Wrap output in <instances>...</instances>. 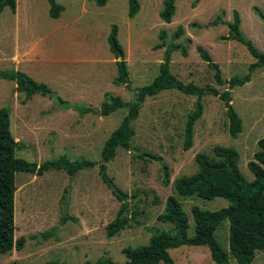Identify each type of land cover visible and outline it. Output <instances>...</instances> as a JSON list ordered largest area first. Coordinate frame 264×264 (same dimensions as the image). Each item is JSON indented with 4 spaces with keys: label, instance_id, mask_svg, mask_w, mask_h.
<instances>
[{
    "label": "rangeland",
    "instance_id": "rangeland-1",
    "mask_svg": "<svg viewBox=\"0 0 264 264\" xmlns=\"http://www.w3.org/2000/svg\"><path fill=\"white\" fill-rule=\"evenodd\" d=\"M138 1L140 10L134 18L129 17V0H109L105 6L91 0H59L64 6L60 18L50 16L48 0H17L16 12L10 7L3 10L0 70L23 71L48 84L71 105L64 108L40 94L28 99L14 81L0 80V107L11 109L12 133L20 143L16 156L38 165L64 155L71 160L100 162L106 140L128 112L120 108L102 116L105 93L125 102L134 101L139 89L151 84L160 72L166 47L155 49V45L161 42V31H167L170 43L180 26L184 34L174 42L187 49V56L181 49L174 51L171 72L185 84L214 87L220 93L230 90L243 131L232 137L223 100L205 94L201 99L204 113L194 126L193 146L185 150L186 124L197 96L178 89L148 96L132 123L135 135L131 149L119 146L115 158L107 163L109 176L129 194L131 210L137 212L132 225L113 237L107 235V225L117 216L121 202L102 180L98 165L74 177L56 169L44 175L18 172L15 234L27 241L21 251L0 254V264H51L53 260L83 264L101 258L126 262V247L147 244L157 230L172 228L161 222L159 215L166 209L167 198L178 196L174 181L197 172L196 154L204 152L213 157L217 145L236 148L241 172L248 181L255 179L248 163L254 160L260 150L258 141L264 137V67L253 73L251 82L231 89L229 84L216 82L214 70L198 47L220 64L225 80L246 74L255 58L242 43L227 38L229 23L238 11L242 33L264 52V20L254 10L264 14V0H176L171 23L160 16L165 0ZM114 25L128 64L131 89L114 83L118 75V55L110 42ZM77 106L92 108L93 112L82 114ZM164 165L170 170L168 186L163 183ZM179 198L190 216V235L195 233L194 205L207 210L229 205L222 197ZM64 215L76 221L64 223ZM229 226L227 220L217 230L228 251ZM44 233L50 234L45 237ZM170 253L175 264H215L206 245H183ZM230 264H237L232 257ZM252 264H264V250L257 251Z\"/></svg>",
    "mask_w": 264,
    "mask_h": 264
},
{
    "label": "trees",
    "instance_id": "trees-1",
    "mask_svg": "<svg viewBox=\"0 0 264 264\" xmlns=\"http://www.w3.org/2000/svg\"><path fill=\"white\" fill-rule=\"evenodd\" d=\"M50 4L49 14L52 18H59L64 11V6L59 0H48ZM99 6H105L109 0H91ZM176 0H165L164 8L160 12L161 18L171 23L176 12ZM6 7H10L14 12L17 9V0H0V14ZM140 10L138 0H129V17L134 18ZM264 20L258 8L254 9ZM230 34L227 38L242 43L255 58L244 75H236L225 80L222 75L220 64L213 61L212 56L202 46L198 47L203 60L214 70V76L220 85L229 84L235 88L244 86L251 82L253 73L264 67V52H261L252 41L248 40L241 31V16L238 11L234 12V21L229 23ZM118 27L112 28L110 42L112 50L117 39ZM184 34V28L180 26L173 36L178 39ZM161 42L155 45V49L166 47L164 59L160 64V72L147 86L139 89L134 101L125 102L119 96L105 93L106 100L102 103L100 114L109 116L120 108H127L128 112L124 116L120 126L115 129L106 140L100 162L87 158L71 160L67 156L46 161L41 165L36 162H29L16 156L20 143L15 140L11 129V109L0 107V254H7L11 251H21L27 239L24 236L16 237L15 224V193L16 174L27 172L30 174L44 175L50 169L64 170L70 176H76L85 168L97 166L102 180L111 189L113 195L121 202V207L117 216L107 225V235L113 237L122 230L130 227L132 221L136 219L137 212L131 210L129 194L122 190L107 172V163L113 160L119 146L127 150L131 149V141L135 135L132 123L138 118L143 103L148 96L158 95L165 89H178L187 94L197 96L194 110L190 113L185 130V140L183 147L189 150L194 143V126L204 113V106L201 101L205 94L218 96L223 100L229 118V133L232 137H237L243 131V121L232 104V93L226 90L222 93L214 87L203 88L194 83L185 84L171 72L170 63L172 53L181 49L187 56V49L174 40L167 41V31L160 33ZM118 47L121 46L118 43ZM118 57V56H117ZM118 75L114 79L117 85H125L129 89L131 86L130 73L127 61H117ZM6 79L17 84V90L24 92L28 99L36 94L48 96L64 108L71 105L56 95L48 84L38 82L29 74L19 70H0V80ZM82 114L93 112L92 108L77 106ZM260 150L254 155V160L248 163V167L254 173L255 179L248 181L241 172L238 162L240 154L234 147L217 145L214 147V156L204 152L196 154L199 169L192 175L177 178L174 181L178 194L170 195L166 201L165 211L159 215V220L172 225L168 230H157L154 232L147 244L137 247H126L124 253L127 261L116 263L111 258H101L97 261H86L83 264H175L170 250L183 245L209 247L211 256L215 264H230L231 257L237 264H252L256 253L264 250V137L258 141ZM153 159L157 156L148 155ZM163 183L168 186L171 183L170 170L167 165L163 166ZM201 197L206 200H213L217 197L225 198L229 205L218 210L203 209L194 205L191 209L195 221V233L190 235V216L183 208L184 199ZM69 219L76 221L74 217L64 215L62 222ZM229 221V251L226 250L217 237V230L224 221ZM137 223H140L137 221ZM50 234V233H49ZM48 233H44L47 237ZM51 264H69L58 260L51 261Z\"/></svg>",
    "mask_w": 264,
    "mask_h": 264
},
{
    "label": "water",
    "instance_id": "water-1",
    "mask_svg": "<svg viewBox=\"0 0 264 264\" xmlns=\"http://www.w3.org/2000/svg\"><path fill=\"white\" fill-rule=\"evenodd\" d=\"M113 47H114V49L116 51V54L118 55V61H123L124 60L123 51L118 47L117 43H114Z\"/></svg>",
    "mask_w": 264,
    "mask_h": 264
},
{
    "label": "crops",
    "instance_id": "crops-1",
    "mask_svg": "<svg viewBox=\"0 0 264 264\" xmlns=\"http://www.w3.org/2000/svg\"><path fill=\"white\" fill-rule=\"evenodd\" d=\"M16 10H17V9H16ZM60 17H61V16H60ZM60 17H59V18H60Z\"/></svg>",
    "mask_w": 264,
    "mask_h": 264
}]
</instances>
